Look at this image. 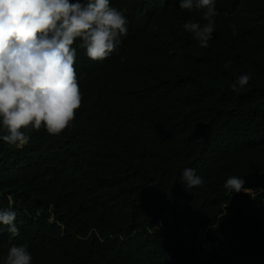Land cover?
Masks as SVG:
<instances>
[{"label": "trees", "instance_id": "trees-1", "mask_svg": "<svg viewBox=\"0 0 264 264\" xmlns=\"http://www.w3.org/2000/svg\"><path fill=\"white\" fill-rule=\"evenodd\" d=\"M111 6L128 33L104 60L77 49L74 119L0 140V208L19 228L0 224V264L13 244L32 264H264V0H216L207 48L183 27L206 9ZM185 168L203 183L187 189Z\"/></svg>", "mask_w": 264, "mask_h": 264}, {"label": "clouds", "instance_id": "clouds-1", "mask_svg": "<svg viewBox=\"0 0 264 264\" xmlns=\"http://www.w3.org/2000/svg\"><path fill=\"white\" fill-rule=\"evenodd\" d=\"M216 0H179L182 9H206L207 24L187 22L199 47L207 48L215 31ZM128 33L124 13L111 0H0V140L23 148L29 135L22 129L42 126L49 134H60L81 106L76 63L77 49L86 50L94 61L107 58ZM75 43L76 46H73ZM251 79L239 76L234 91ZM182 181L187 189L200 186L203 178L185 168ZM237 176L224 187L233 193L249 192ZM17 212L0 208V224L11 237L19 235ZM27 244H13L3 264H32Z\"/></svg>", "mask_w": 264, "mask_h": 264}, {"label": "rangeland", "instance_id": "rangeland-1", "mask_svg": "<svg viewBox=\"0 0 264 264\" xmlns=\"http://www.w3.org/2000/svg\"><path fill=\"white\" fill-rule=\"evenodd\" d=\"M208 248H212V244L210 243V244H207L206 245Z\"/></svg>", "mask_w": 264, "mask_h": 264}]
</instances>
